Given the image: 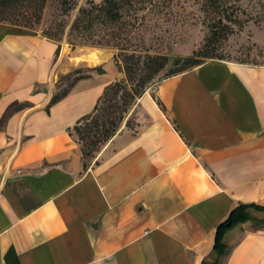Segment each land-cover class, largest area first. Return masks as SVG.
<instances>
[{"label":"crops","instance_id":"crops-1","mask_svg":"<svg viewBox=\"0 0 264 264\" xmlns=\"http://www.w3.org/2000/svg\"><path fill=\"white\" fill-rule=\"evenodd\" d=\"M120 75L106 48L0 22V264H202L236 204L264 207V65L163 77L88 161L72 127ZM228 238L219 264H264V226Z\"/></svg>","mask_w":264,"mask_h":264},{"label":"rangeland","instance_id":"rangeland-1","mask_svg":"<svg viewBox=\"0 0 264 264\" xmlns=\"http://www.w3.org/2000/svg\"><path fill=\"white\" fill-rule=\"evenodd\" d=\"M219 1L223 2V7L216 9L207 0H130V5L121 9L122 16L117 22L96 19V8L92 13V17L95 14L96 17L91 19L90 26L80 22L74 27L80 8L99 6L102 0H68L67 3L62 0H23L0 6V22L26 33H39L68 48L81 45L106 48L121 73L114 82H125L124 68L131 70L134 81L127 80L124 83L127 88L155 70L156 62L150 59L153 57L165 58L164 65L153 74V80L162 79L171 71L185 69L187 63L182 58L188 56L199 61L215 58L264 65V0ZM214 31L219 32L215 33L216 38ZM86 72L81 68L77 73L75 69L56 73L53 94L68 90ZM122 95L120 85L107 92L96 113L99 122L107 116L118 117L123 108L128 112L136 95L128 98ZM101 147L100 143L86 145L84 158L91 160ZM253 215L259 219L264 213L253 211ZM239 224L225 233L227 246L228 235Z\"/></svg>","mask_w":264,"mask_h":264},{"label":"trees","instance_id":"trees-1","mask_svg":"<svg viewBox=\"0 0 264 264\" xmlns=\"http://www.w3.org/2000/svg\"><path fill=\"white\" fill-rule=\"evenodd\" d=\"M19 1H23V0H0V6H7L9 4L12 3H16ZM63 3H67L68 0H62ZM130 0H102V4L99 6H95V5H91L89 7H84V8H80L79 10V14L76 17V19L73 22V26L77 27V25L80 22H87V24L89 23L88 26L91 25V19H95L96 14L92 17V13L93 10L96 9L97 10V18L96 19H101V22H109V23H113V22H117L122 14H121V9L124 8L127 5H130ZM207 2L209 4H211L212 6H215L216 9L218 8H222L223 7V2L219 1V0H207ZM90 17V19H89ZM215 33H219V32H213L214 37L216 38L218 35ZM224 33V32H223ZM213 42V40H212ZM152 60H154L153 62H156V68L155 70L151 73V74H147L142 76L141 78H139V80L133 82L132 85H130L129 88L126 87V84L124 85L125 82H127V80H132L134 81V77L131 75V70H129V68L125 67V73L127 75V79L125 80V82H112L111 84H109L103 94L100 96V98L98 99L96 105L94 106V109L91 113L81 117L76 124L73 125L72 130L73 132L77 135L78 140L81 144V151L83 156H85L86 154V150L85 147L86 145H95V144H104L106 143L114 134L115 132L118 130L122 120L124 119V116L122 115V111L123 114L127 113V109L123 108L119 114L118 117L116 116H107L106 119L102 120L101 122H99V119L96 116V113L99 111V106L100 103L102 102V100L105 99V95L107 94V92L111 89H114L115 85H120V89L122 90V97L123 98H128L130 96L136 95V97H138L139 95H141L145 89L151 84L154 83L160 79L157 80H153V74H155L165 63V58L164 57H153L150 58ZM183 61H185L187 63V67L181 71H171L167 76H171L177 73H181L185 70H188L190 68H193L201 63H203L204 61H199V60H194L192 57H184L182 58ZM206 61V60H205ZM89 70H96L101 72L102 70L98 67H94L91 68ZM80 69H75V72H79ZM166 76V77H167ZM81 77V76H80ZM79 78V77H78ZM77 78V79H78ZM123 83V86H121ZM69 90V89H68ZM68 90H64L61 93L55 94L51 97L49 104L55 102L56 100H58L60 97H62L63 95H65L67 93ZM116 92V91H115ZM158 105L162 108L161 103L157 100ZM48 104V105H49ZM128 104V102L125 103V106ZM22 104H14L12 106H10L6 112L3 115V118L8 115V113L14 109V108H18L20 107ZM83 123V126H80V124ZM129 121L127 120L126 124H128ZM107 124H109L107 126ZM91 139V140H89ZM89 141V142H87ZM88 143V144H86ZM253 211H261L264 213V207L263 206H259L257 204L254 203H238L236 204L227 214L226 218L224 220H222L215 228V232H214V243H213V247H212V251L210 254V259L209 260H204L202 264H219L221 258L226 254L227 250H228V246L226 245L225 241H224V235L225 233L231 229L232 227H234L235 225L245 222L247 220H253L255 223H257L258 225H264V215L262 218H255V216L253 215Z\"/></svg>","mask_w":264,"mask_h":264},{"label":"built area","instance_id":"built-area-1","mask_svg":"<svg viewBox=\"0 0 264 264\" xmlns=\"http://www.w3.org/2000/svg\"><path fill=\"white\" fill-rule=\"evenodd\" d=\"M157 87H156V82L151 83L147 88H146V92H152L154 93L156 91Z\"/></svg>","mask_w":264,"mask_h":264}]
</instances>
